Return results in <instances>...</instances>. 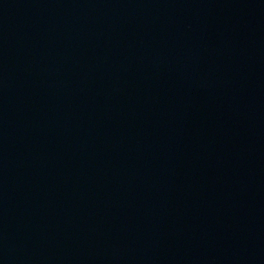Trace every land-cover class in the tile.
I'll use <instances>...</instances> for the list:
<instances>
[{
  "label": "water",
  "instance_id": "water-1",
  "mask_svg": "<svg viewBox=\"0 0 264 264\" xmlns=\"http://www.w3.org/2000/svg\"><path fill=\"white\" fill-rule=\"evenodd\" d=\"M0 264H264V0H0Z\"/></svg>",
  "mask_w": 264,
  "mask_h": 264
}]
</instances>
